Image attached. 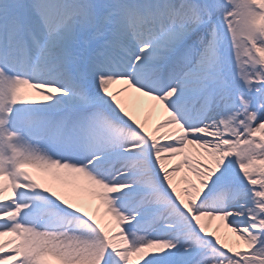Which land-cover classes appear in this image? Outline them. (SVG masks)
Instances as JSON below:
<instances>
[{
  "label": "snow or ice",
  "instance_id": "1",
  "mask_svg": "<svg viewBox=\"0 0 264 264\" xmlns=\"http://www.w3.org/2000/svg\"><path fill=\"white\" fill-rule=\"evenodd\" d=\"M0 264H264V0H0Z\"/></svg>",
  "mask_w": 264,
  "mask_h": 264
},
{
  "label": "bare ground",
  "instance_id": "2",
  "mask_svg": "<svg viewBox=\"0 0 264 264\" xmlns=\"http://www.w3.org/2000/svg\"><path fill=\"white\" fill-rule=\"evenodd\" d=\"M117 85V84H116ZM116 85H113L114 90L116 89ZM127 97V103L130 107L138 108L143 115L149 109V98L142 97L140 94L130 93L124 94ZM35 99H39V97H33Z\"/></svg>",
  "mask_w": 264,
  "mask_h": 264
},
{
  "label": "rangeland",
  "instance_id": "3",
  "mask_svg": "<svg viewBox=\"0 0 264 264\" xmlns=\"http://www.w3.org/2000/svg\"><path fill=\"white\" fill-rule=\"evenodd\" d=\"M116 86H117L116 89L122 87V85H120V84H117Z\"/></svg>",
  "mask_w": 264,
  "mask_h": 264
}]
</instances>
